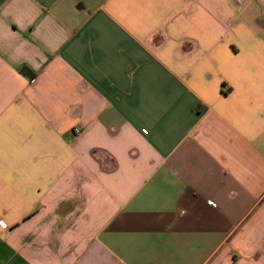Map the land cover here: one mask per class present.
<instances>
[{
    "label": "crops",
    "instance_id": "1",
    "mask_svg": "<svg viewBox=\"0 0 264 264\" xmlns=\"http://www.w3.org/2000/svg\"><path fill=\"white\" fill-rule=\"evenodd\" d=\"M0 264H264V0H0Z\"/></svg>",
    "mask_w": 264,
    "mask_h": 264
},
{
    "label": "built area",
    "instance_id": "2",
    "mask_svg": "<svg viewBox=\"0 0 264 264\" xmlns=\"http://www.w3.org/2000/svg\"><path fill=\"white\" fill-rule=\"evenodd\" d=\"M78 132H79V131H77V133H78ZM1 223H2V225H3L4 227H7V223H6V222L2 221Z\"/></svg>",
    "mask_w": 264,
    "mask_h": 264
}]
</instances>
